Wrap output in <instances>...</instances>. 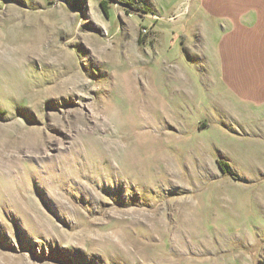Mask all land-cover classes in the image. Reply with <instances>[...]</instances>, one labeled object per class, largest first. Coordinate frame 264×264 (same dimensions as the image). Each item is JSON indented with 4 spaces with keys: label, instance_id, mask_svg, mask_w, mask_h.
I'll use <instances>...</instances> for the list:
<instances>
[{
    "label": "rangeland",
    "instance_id": "1",
    "mask_svg": "<svg viewBox=\"0 0 264 264\" xmlns=\"http://www.w3.org/2000/svg\"><path fill=\"white\" fill-rule=\"evenodd\" d=\"M123 1L0 0V264H264L223 17Z\"/></svg>",
    "mask_w": 264,
    "mask_h": 264
},
{
    "label": "crops",
    "instance_id": "2",
    "mask_svg": "<svg viewBox=\"0 0 264 264\" xmlns=\"http://www.w3.org/2000/svg\"><path fill=\"white\" fill-rule=\"evenodd\" d=\"M201 1L204 9L211 8L214 14L224 19V81L233 93L232 102L243 104L240 114L242 118L262 122L264 119V0ZM237 109L238 106L236 113Z\"/></svg>",
    "mask_w": 264,
    "mask_h": 264
},
{
    "label": "trees",
    "instance_id": "3",
    "mask_svg": "<svg viewBox=\"0 0 264 264\" xmlns=\"http://www.w3.org/2000/svg\"><path fill=\"white\" fill-rule=\"evenodd\" d=\"M123 3H124V5H126L127 7H129L130 9H133V10H136V11H139V10H140L139 8H137L136 6H134L132 3H130V2L127 1V0H124ZM104 4H105V2H102V6H104ZM104 8H105V6H104ZM217 164H218L220 170H221L223 173H231V172H230V169H229V166L225 165V164L223 163V161H221V160H217Z\"/></svg>",
    "mask_w": 264,
    "mask_h": 264
},
{
    "label": "bare ground",
    "instance_id": "4",
    "mask_svg": "<svg viewBox=\"0 0 264 264\" xmlns=\"http://www.w3.org/2000/svg\"><path fill=\"white\" fill-rule=\"evenodd\" d=\"M31 58H34V56L32 55ZM14 159H16V157H11L7 162H14Z\"/></svg>",
    "mask_w": 264,
    "mask_h": 264
}]
</instances>
